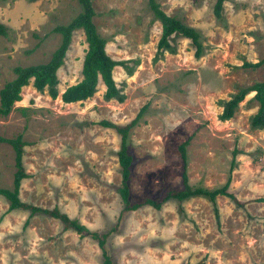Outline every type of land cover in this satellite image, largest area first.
<instances>
[{"label":"rangeland","instance_id":"374dc122","mask_svg":"<svg viewBox=\"0 0 264 264\" xmlns=\"http://www.w3.org/2000/svg\"><path fill=\"white\" fill-rule=\"evenodd\" d=\"M92 19L116 66L113 77L123 103L95 94L64 104L30 82L21 100L0 116V188H13L14 151L3 142L21 135L26 143L22 202L57 209L89 232L107 234L111 264H261L264 262V131L250 125L258 109L253 93L231 119L221 121L222 102L264 81V0H225L221 17L215 0H156L160 9L193 28L202 51L196 58L189 39L173 35L158 49L161 24L148 0H91ZM81 12L78 0H0V89L15 78V67L46 64L61 43L57 26ZM87 45L73 33L57 71L58 96L81 80ZM145 107L128 134L133 157L130 203L161 201L183 189L178 146L186 147L188 184L208 191L231 178L228 192L165 201L160 209L124 211L117 192L120 136L101 121L123 126ZM232 169V170H230ZM0 196V264H103L89 236L66 230L51 217L8 211Z\"/></svg>","mask_w":264,"mask_h":264},{"label":"trees","instance_id":"16d2710c","mask_svg":"<svg viewBox=\"0 0 264 264\" xmlns=\"http://www.w3.org/2000/svg\"><path fill=\"white\" fill-rule=\"evenodd\" d=\"M225 0H215L213 6V14L219 19ZM81 6V12L69 22L67 25L57 26L53 32L61 37V43L56 51L52 54L50 60L46 64L32 65L27 67H15L13 69L15 78L8 81L0 89V116L6 117L14 108L15 104L21 100V92L28 84L39 93L47 91L48 96L55 100L59 97L64 104L82 103L90 99L96 92L98 83L101 82L105 88L103 98L106 101L116 100L118 103H123L125 98L120 94L114 77L113 71L116 66L123 65V62L112 60L106 52L105 40L102 39L93 24L95 15L91 0H78ZM148 5L154 17L160 21L161 35L158 41V49L168 48L169 40L173 35H178L189 39L195 48V57L199 58L202 45L200 43L199 34L191 27L184 25L176 18L167 16L159 7L156 0H148ZM77 30H82L87 45L81 68V80L67 87L59 96L56 89L58 85L57 71L63 64V60L71 43L73 33ZM8 28L0 23V37H6ZM264 65V58L255 63H243L244 68L257 69ZM253 93L254 100L258 103L256 113L251 117L250 125L253 128H260L264 131V81L257 82L248 88L241 89L236 94L232 95L228 100L222 102V112L219 115L221 121L229 120L233 117L234 112L240 102L245 99V96ZM145 112V107H142L136 116L127 124L118 126L110 122L101 121L99 124L105 128L114 129L120 136V147L117 152L118 165L120 167V186L117 189L124 211L137 210L146 205L155 209H160L165 201L170 199L178 202L184 201L190 197L203 196L208 197L210 201H214L216 197L222 196L235 201V197L228 192L231 178L219 189L208 191L203 188H192L188 184L186 168V147L190 138L185 140L178 146L180 158L182 160V184L183 189L179 191L168 192L161 201L146 199L144 202L131 204L130 203V177L133 165V157L130 154L128 146V134L134 128ZM3 142L9 144L14 151L15 173L13 176V188L1 189L0 196L9 202L8 211L24 210L29 212V217L35 214H41L62 223L66 230H73L80 236L91 237L101 250L103 264H111L110 256L105 248L107 234H99L89 232L88 229L81 225L77 220L70 219L67 215L60 213L57 209L47 210L40 207H35L22 202L19 198L21 182L27 177L23 167V151L26 143L22 140L21 135L12 139H6ZM232 170V169H230ZM264 201V200H261ZM261 264H264L261 263Z\"/></svg>","mask_w":264,"mask_h":264}]
</instances>
